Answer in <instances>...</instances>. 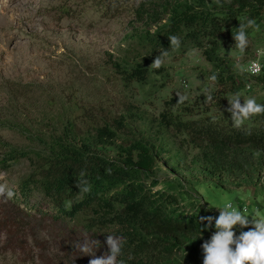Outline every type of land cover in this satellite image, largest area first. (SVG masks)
<instances>
[{"label": "trees", "instance_id": "trees-1", "mask_svg": "<svg viewBox=\"0 0 264 264\" xmlns=\"http://www.w3.org/2000/svg\"><path fill=\"white\" fill-rule=\"evenodd\" d=\"M135 15L144 24L138 36L143 53L115 63L124 85L135 82L143 90L158 91L154 78L164 68L149 67L159 51L168 50L170 56L197 49L211 66L209 76L217 77L212 102H204L205 108L199 111L179 107L163 114L139 134V117L134 113L102 124L87 111L80 121L63 116L53 127L29 137L27 148L0 140L1 164L28 160L30 171L19 181L21 196L29 200L36 193L42 195L45 205L40 214L56 222L87 221L105 254L109 252L107 235L119 238L122 255L118 259L124 264H203L202 245L210 242L220 214L210 208L181 211L183 203L198 199L194 194L203 186L245 190L264 202V115L237 129L226 111L227 100L235 93L251 91L247 87L252 80L264 91V69L250 77L239 72L236 61L225 54L235 47L232 34L239 23L256 21L258 29H247L249 39L264 29V0H141ZM170 35L179 38V47H170ZM255 100L264 105V97ZM141 120L146 119L141 116ZM172 132L186 136L188 145L197 150L190 161L182 148L167 143ZM108 148H114L116 155L108 154ZM164 152L176 164L170 168L174 176L160 181L157 157ZM178 171L186 174L189 190L177 177ZM79 179L87 180L90 193L79 194ZM159 185L161 189L156 190ZM251 228L249 224L234 231L239 236Z\"/></svg>", "mask_w": 264, "mask_h": 264}, {"label": "rangeland", "instance_id": "rangeland-1", "mask_svg": "<svg viewBox=\"0 0 264 264\" xmlns=\"http://www.w3.org/2000/svg\"><path fill=\"white\" fill-rule=\"evenodd\" d=\"M139 4L137 0H0V140L27 148L29 137L53 127L59 118L80 121L86 111L101 124L120 114H138L139 134L150 120L160 121L163 114L179 107L205 108V90L213 89L214 81L209 76L211 66L197 49L164 57V69L154 78L158 91L143 90L135 82L124 85L115 63L143 53L138 36L144 24L135 15ZM258 52L264 64V29L252 34L244 52L233 47L225 54L246 74L247 64ZM250 84L251 91L239 94L241 102L264 97L254 80ZM177 93L187 100L177 104ZM175 134L168 136L167 143L182 148L190 161L197 150L188 145L186 136ZM106 152L117 153L114 148ZM1 159L0 150V173L4 174L0 184H7L16 195L7 202L0 198V264H89L92 257L74 246L95 240L87 221L56 222L41 215L43 196L36 193L26 200L18 191L30 162L4 166ZM157 164L160 181L174 176L170 168L176 160L168 153L160 154ZM176 175L189 190L186 174ZM194 195L198 199L183 203L179 210L210 208L219 213L217 208L230 204L246 215L264 218V202L245 190L203 186ZM99 245L93 249L97 257L105 255Z\"/></svg>", "mask_w": 264, "mask_h": 264}, {"label": "clouds", "instance_id": "clouds-1", "mask_svg": "<svg viewBox=\"0 0 264 264\" xmlns=\"http://www.w3.org/2000/svg\"><path fill=\"white\" fill-rule=\"evenodd\" d=\"M141 0H137V5ZM256 21L248 19L245 23H239V27L232 34V39L235 41L234 46L241 52H244L248 45L249 34L247 29H258ZM170 47H179L180 40L177 36H168ZM160 54L155 57L149 68H159L164 64V57L168 55V50L159 51ZM256 71H259L258 65H254ZM210 79L215 81L217 77L211 76ZM179 98L177 104H182L187 100V96L177 93ZM205 103L212 102L213 96L211 89L205 90ZM229 107L226 109L231 114L233 127L239 129L244 126L246 121L251 120L256 115H264V105L257 103L254 98L243 100L239 93L232 95L227 100ZM80 177L85 173L80 172ZM4 174L0 173V178ZM76 187L79 188V194L90 193L91 186L87 180L79 179ZM16 193L7 186L0 184V198L5 202L12 199ZM220 215L215 220V232L211 236L210 242H205L202 245L203 249V264H264V218H256L246 215L243 210L233 209L232 205H227L225 208H217ZM252 228L247 231H241L239 236H236L234 229L239 227L244 229ZM212 224V218H208L209 227ZM109 252L103 256L97 257L93 251L98 241L84 240V243L74 245L78 251L85 256H91L89 264H124L123 260L118 259L122 255L121 240L113 235H107L106 240Z\"/></svg>", "mask_w": 264, "mask_h": 264}, {"label": "built area", "instance_id": "built-area-1", "mask_svg": "<svg viewBox=\"0 0 264 264\" xmlns=\"http://www.w3.org/2000/svg\"><path fill=\"white\" fill-rule=\"evenodd\" d=\"M260 55L261 53L258 52L257 57L255 59L250 60L249 63L247 64V69L245 73L249 75L250 77L259 76L263 72L264 64L262 63V58ZM254 65H258L259 71H256ZM250 89H251V86L248 85L247 90H250Z\"/></svg>", "mask_w": 264, "mask_h": 264}]
</instances>
